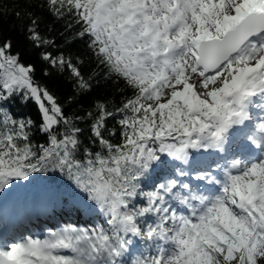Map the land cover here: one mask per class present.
Segmentation results:
<instances>
[{
    "label": "snow or ice",
    "instance_id": "obj_1",
    "mask_svg": "<svg viewBox=\"0 0 264 264\" xmlns=\"http://www.w3.org/2000/svg\"><path fill=\"white\" fill-rule=\"evenodd\" d=\"M49 3L133 95L115 111L100 102L86 113L92 151L34 66L0 43V194L59 170L108 225L0 241V264H264V0ZM31 24L34 46L47 43ZM42 58L70 70L81 95L92 90L94 77L71 59ZM9 100L38 106L47 147L31 144L36 122L15 118ZM204 155L225 162L197 167ZM138 243L147 252L133 255Z\"/></svg>",
    "mask_w": 264,
    "mask_h": 264
},
{
    "label": "trees",
    "instance_id": "obj_2",
    "mask_svg": "<svg viewBox=\"0 0 264 264\" xmlns=\"http://www.w3.org/2000/svg\"><path fill=\"white\" fill-rule=\"evenodd\" d=\"M50 8L49 0H0V43L11 42L12 53L18 54L25 64L34 66L35 82L46 87L58 99L65 115L83 130L79 137L83 147L97 151L99 146L91 142L92 120L86 113H95L94 105L100 102L107 103L109 110L115 111L125 100L132 97L133 92L125 86L123 80L112 79L107 70L98 64L88 47L87 38L77 35L80 26L71 17L57 16ZM33 19L38 22L40 35L47 41L40 46H34L29 38L28 30L32 27ZM45 52L52 53L53 57L63 55L66 59H71L81 67L86 77H94L92 90L86 95H81L70 70L52 66L42 58ZM6 108L19 120L36 122L37 127H33L30 132L31 144L34 147L48 146L47 135L38 128L41 123L40 113L34 102L25 104L19 100H9ZM78 116L82 119L77 120ZM119 119L120 116L117 115L108 120L109 132H117V135L108 137L113 143L121 141ZM59 131L63 133L64 129L60 128ZM105 135L108 136L107 133ZM34 175L37 181L54 183L60 188L62 196L81 193L84 200L85 194L75 187L66 173L49 169ZM151 190V186L144 189L145 192Z\"/></svg>",
    "mask_w": 264,
    "mask_h": 264
},
{
    "label": "rangeland",
    "instance_id": "obj_3",
    "mask_svg": "<svg viewBox=\"0 0 264 264\" xmlns=\"http://www.w3.org/2000/svg\"><path fill=\"white\" fill-rule=\"evenodd\" d=\"M209 158H215L218 160L217 157H208L207 155H204V156H200L198 157V164H201V165H204L205 162L209 159ZM222 163H224L225 161L221 160ZM197 166V165H196ZM199 167V166H197ZM193 183V185H196V184H200L199 182L200 181H196V180H192L191 181ZM17 191L20 190L21 194H23L25 196V198L23 199H27L29 200L28 202V206H30L31 208H33V206L35 205L34 202H32L34 200V197H39L38 201L39 203H42L44 200H50V201H55L57 196H58V190L55 188V186L53 184H43V185H39L35 179L31 182V183H27V182H17V186H16ZM45 196L46 198H41L40 196ZM3 197V194H0V199ZM103 224V227L107 228L105 226V224L107 225L106 223V220L104 221L103 219L101 220ZM100 224V223H99ZM100 224V225H101ZM91 226V225H90ZM93 227L94 226H97V224H93L92 225ZM140 243H138L133 251V255H139L140 252H147V250H144V249H141L139 248L140 247Z\"/></svg>",
    "mask_w": 264,
    "mask_h": 264
}]
</instances>
